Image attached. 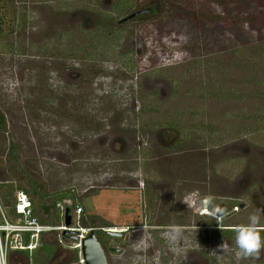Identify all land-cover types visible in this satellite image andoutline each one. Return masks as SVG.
I'll return each instance as SVG.
<instances>
[{
  "label": "rangeland",
  "instance_id": "374dc122",
  "mask_svg": "<svg viewBox=\"0 0 264 264\" xmlns=\"http://www.w3.org/2000/svg\"><path fill=\"white\" fill-rule=\"evenodd\" d=\"M149 1L120 0L114 14L110 0H0L2 191L28 190L50 225L30 180L52 213L74 194L110 264H218L224 240L223 264H236L234 229L253 213L264 227V0L170 1L123 19ZM188 195L219 205L220 222ZM63 232L42 235L39 249L55 244L47 264H82ZM39 249L10 264H44Z\"/></svg>",
  "mask_w": 264,
  "mask_h": 264
},
{
  "label": "built area",
  "instance_id": "2783aa9c",
  "mask_svg": "<svg viewBox=\"0 0 264 264\" xmlns=\"http://www.w3.org/2000/svg\"><path fill=\"white\" fill-rule=\"evenodd\" d=\"M71 208L73 225H65V209ZM57 208L61 211L62 224L53 226L42 224L34 215L33 204L28 194L22 190L18 191L14 200V214L5 210V206L0 200V257L4 264H10V254L12 252H21L24 250L33 251L38 248L40 239L44 232L60 230L74 231L79 241L77 247L81 249V240L89 234L92 227H85L81 224L82 206H73V202L62 201L57 203ZM202 215H208L214 218H220L218 209L210 210L207 206L200 210ZM29 235V242H24V237ZM71 234V233H70ZM82 255V252H81ZM81 263L85 264L83 256Z\"/></svg>",
  "mask_w": 264,
  "mask_h": 264
},
{
  "label": "clouds",
  "instance_id": "9594fccd",
  "mask_svg": "<svg viewBox=\"0 0 264 264\" xmlns=\"http://www.w3.org/2000/svg\"><path fill=\"white\" fill-rule=\"evenodd\" d=\"M183 201L189 208L192 207V202L188 197H185ZM217 221L220 222L219 218ZM260 223V215L253 213L248 217L247 224L237 226L234 229V254L236 264H243L244 261H255L264 254V236L261 235ZM179 237V229H172L166 234V238L173 242ZM214 251L217 253L216 258L218 264H223L224 255L229 254L233 249H230L227 241L224 240ZM0 264H4L2 257H0Z\"/></svg>",
  "mask_w": 264,
  "mask_h": 264
},
{
  "label": "trees",
  "instance_id": "16d2710c",
  "mask_svg": "<svg viewBox=\"0 0 264 264\" xmlns=\"http://www.w3.org/2000/svg\"><path fill=\"white\" fill-rule=\"evenodd\" d=\"M0 21H1V17H0ZM97 34L101 35L102 32L99 33L97 31ZM87 98L88 97H85L84 98V101L81 104L82 107H85L84 104L87 102ZM66 99L69 100L70 97L67 96ZM108 105L109 104H107V106H106V104H104L103 107H105V109H106V107L108 108ZM113 107L114 106L112 104H110V107L108 108V111L114 109ZM96 115L97 114H95L94 116H92V117L95 118V121L97 120V116ZM1 123H4V117L2 115H0V125H1ZM14 150L15 149L13 148L12 151H14ZM30 184H31L32 189L34 190V193L39 196L40 202L42 203L43 210H44V212H46L48 214L50 223L53 226L59 225V224L56 223V221L62 220L61 211L57 208V203L62 202V201H67V202H73V206L74 207L77 206L76 202H74V200L76 199L75 198V195L72 194L71 192H65V193L61 194L60 196L55 197V201H54L53 206H54V208L56 210H55V213L54 212L52 213L51 210H50L51 209L50 206H48L45 203V195L42 194L40 190H38V188L36 187V185L33 183V180H30ZM2 189H4V186L2 184H0V200H1V202L3 203V205L5 207H6L5 203L7 205H11L12 204L11 205V208H10V211H9V213L12 215V214H14V210H13V206H14L13 202L15 200V195L14 194L17 191L22 190V187L21 186H17L16 184H14L12 182L10 184V187L6 191H2ZM23 191L29 193V191L26 190V189H23ZM66 198H69V199L71 198V199L70 200H65ZM34 215H35V217L38 218V215H37L36 212H34ZM39 221L42 224H48V221L46 219H40ZM99 233H103V235L105 236V240H108L111 237H114V236L108 235L106 231L100 230ZM24 242L25 243H28L29 242V235L28 234L24 237ZM41 247L42 248H40V249L38 248V249L42 251V256L45 259L44 264H47V260L51 259L54 256V254H55V244L54 243H46V242H44ZM21 253L25 254L26 257L29 256V251L28 250L21 251ZM39 261H40V256L37 257L36 263L37 264H40Z\"/></svg>",
  "mask_w": 264,
  "mask_h": 264
},
{
  "label": "flooded vegetation",
  "instance_id": "af4514ba",
  "mask_svg": "<svg viewBox=\"0 0 264 264\" xmlns=\"http://www.w3.org/2000/svg\"><path fill=\"white\" fill-rule=\"evenodd\" d=\"M119 1L120 0H110V5H109V7L110 8H113L112 10L114 11V14H115V5H118V3H119ZM170 1H172V4H175V2H178L179 0H166V2H164V0H150L149 2H139V3H136V6L134 7V8H132L131 10H132V12L131 13H128V14H126V15H124V16H126V17H124L123 19H125V18H127V17H129V16H133V17H130V18H128V19H133V20H135V19H140V18H146V17H148V16H160L162 13H163V8H164V6H162V4H165V7H167V5L170 3ZM126 5V4H125ZM128 5V4H127ZM126 5V6H127ZM117 7V6H116ZM104 9H105V7H104ZM112 10L110 11V12H112ZM145 10H148L147 12H143V11H145ZM113 13V12H112ZM133 14H135V15H133ZM98 16H100V14H97ZM122 19V20H123ZM121 20V21H122ZM97 21H99V17L97 18ZM168 129H170V127H167ZM171 130V129H170ZM170 145H174V143L172 142V144H170ZM34 183V182H33ZM32 191H33V193H34V190L33 189H31ZM23 191V190H22ZM25 192V191H24ZM27 193V192H26ZM28 194V196L31 194V193H27ZM193 195H188V196H186V197H188L189 199H192V209H193V211L195 212V213H199L201 216H204V215H202L201 213H200V210L203 208V207H205V206H207L210 210H216V209H218V210H220V207H219V205L217 206V208H216V206H215V202L214 201H212V200H208L206 197L205 198H199L198 196H193ZM199 200H202V203H201V201H200V203H198L197 204V202H199ZM184 202V201H183ZM184 204H186L185 202H184ZM187 205V204H186ZM242 207H244V205H241V208ZM191 208V207H190ZM260 228H261V230H264V227H261L260 226ZM117 231H121V230H117ZM125 231L123 230V233H124ZM123 235V234H122ZM121 235V236H122ZM110 248H117V247H110ZM110 248H109V251H110ZM38 249V248H37ZM117 249H119V248H117ZM120 250V249H119ZM119 250L118 251H112V252H119ZM109 264H110V262H109Z\"/></svg>",
  "mask_w": 264,
  "mask_h": 264
},
{
  "label": "water",
  "instance_id": "95a60500",
  "mask_svg": "<svg viewBox=\"0 0 264 264\" xmlns=\"http://www.w3.org/2000/svg\"><path fill=\"white\" fill-rule=\"evenodd\" d=\"M148 10H145L143 12H147ZM135 15V14H133ZM130 17H133L132 15L125 18L128 19ZM65 225L67 227H70L73 225V220L71 216V208L69 206L65 209ZM108 235L111 236H121L123 234V231H117V230H105ZM74 234L73 238L75 241H79L78 237L75 235L74 231H67L65 230L63 232ZM117 248H110V252L112 251H118ZM81 252L83 259L85 261V264H109V258L106 249L103 247L100 239L98 238V235L96 233L95 229H92L87 236H85L81 240Z\"/></svg>",
  "mask_w": 264,
  "mask_h": 264
}]
</instances>
